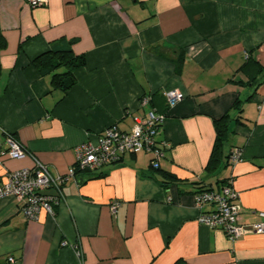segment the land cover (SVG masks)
<instances>
[{
  "label": "crops",
  "instance_id": "obj_1",
  "mask_svg": "<svg viewBox=\"0 0 264 264\" xmlns=\"http://www.w3.org/2000/svg\"><path fill=\"white\" fill-rule=\"evenodd\" d=\"M0 31L1 149L11 133L62 174L78 145L112 124L128 131L150 108L166 114L157 139L169 144L157 168L149 153L125 154L67 181L54 215L26 219L15 198L0 197V264H264V233L231 241L199 223L194 201L231 177L239 223L264 221V0H0ZM59 48L84 58L66 90L31 63ZM175 89L183 98L170 108L164 93ZM225 113L233 120L209 172L213 121ZM232 147L242 159L231 166ZM32 166L0 154V181Z\"/></svg>",
  "mask_w": 264,
  "mask_h": 264
},
{
  "label": "built area",
  "instance_id": "obj_2",
  "mask_svg": "<svg viewBox=\"0 0 264 264\" xmlns=\"http://www.w3.org/2000/svg\"><path fill=\"white\" fill-rule=\"evenodd\" d=\"M25 1L32 8L45 6L48 2V0ZM164 97L168 107L171 108L183 98V93L177 89L169 90L164 93ZM140 102L141 106H146L150 102V97L144 96ZM165 119V113H159L150 108L144 116L133 117L134 122L128 131L119 129L117 124L106 127L95 143L87 141L75 148L74 163L62 174L53 173L11 133H6L4 136L6 148H0V154L13 159L30 156L33 166L8 171L4 179L0 181V197L12 196L20 203L21 212L26 219H37L42 211L54 215L53 206L63 199V185L69 180H77L75 176L77 169L98 171L107 165L120 162L125 154L139 152L151 154V164L157 168L163 156V148L169 147L168 143H161L157 139ZM227 158L229 165L236 164L242 159L241 150L232 147ZM49 190H54L55 194L48 193ZM238 198L239 193L233 188L231 177L218 190H197L194 193V201L196 208L200 211L199 223L220 228L231 241L249 233H264V221L249 226L239 223ZM118 207L117 200L109 203L111 213H115ZM204 207L209 209L204 210ZM261 215L264 217V213ZM72 248L77 257L82 256L76 245H72ZM8 259L10 262L14 261L13 257Z\"/></svg>",
  "mask_w": 264,
  "mask_h": 264
},
{
  "label": "trees",
  "instance_id": "obj_3",
  "mask_svg": "<svg viewBox=\"0 0 264 264\" xmlns=\"http://www.w3.org/2000/svg\"><path fill=\"white\" fill-rule=\"evenodd\" d=\"M5 43H6L5 39L0 31V50L5 46ZM31 63L36 69H38L39 72L51 71L52 72L51 85L54 88H62L63 90H66L72 84H74L73 70L84 64V58L83 56H75L70 48L48 49L47 51L36 56ZM60 66H62L63 70L57 71V69L60 68ZM239 105L240 103L237 100L234 102L233 107L238 108ZM231 120H233V118H231V116L228 113H225L220 118L214 119L213 121L216 137L206 165V169L209 172L215 171L219 164V159L222 153L223 145L227 141L228 122ZM13 136L16 138L15 135ZM90 173L93 174L95 172L77 169L75 172V176L76 178L78 175L81 174L89 176L91 175ZM162 174L167 179L168 178L171 179L173 177L171 174H169L166 171H163ZM179 263L180 260H177L174 264H179Z\"/></svg>",
  "mask_w": 264,
  "mask_h": 264
}]
</instances>
